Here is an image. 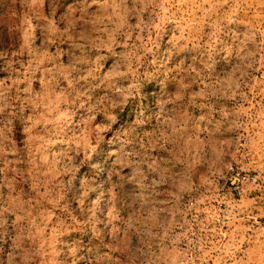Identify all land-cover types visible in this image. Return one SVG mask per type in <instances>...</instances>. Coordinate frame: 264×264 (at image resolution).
<instances>
[{"label": "clouds", "instance_id": "obj_1", "mask_svg": "<svg viewBox=\"0 0 264 264\" xmlns=\"http://www.w3.org/2000/svg\"><path fill=\"white\" fill-rule=\"evenodd\" d=\"M253 9L264 0H0V264H264V225L215 244L209 228L256 221L264 191Z\"/></svg>", "mask_w": 264, "mask_h": 264}, {"label": "rangeland", "instance_id": "obj_2", "mask_svg": "<svg viewBox=\"0 0 264 264\" xmlns=\"http://www.w3.org/2000/svg\"><path fill=\"white\" fill-rule=\"evenodd\" d=\"M66 2H70V0H66ZM199 2H200V0H197V3H199ZM209 6L210 5L205 4L204 9H207ZM187 11H191L194 15L199 16L202 14L203 10L198 8L196 6V4H193L190 9H187ZM217 11L219 12V11H221V9L219 7H217ZM245 11H247V10H245ZM14 15L19 16L22 19V14L19 11H16L14 13ZM252 16L253 17H260L261 19H264V10L253 9ZM19 23H20V20H13V21H9L8 25L10 27H15ZM41 42L42 41H37V43H41ZM22 44H23V34L19 33V32L14 33L13 40L9 41V46H8L9 52L10 53L18 52L20 49V46ZM50 50L55 51V48L53 47ZM5 75H6V73L0 72V79H3ZM255 75H256L259 83L254 84L251 91H249V99H252L253 103H264V96L255 95L256 92L264 91V70L256 73ZM244 106L248 107L247 104H245ZM249 132H251L253 137H255V135H256L255 128H250ZM242 143H243V141H242ZM256 174L257 173H255V172L251 173L252 176H255ZM230 175H236V173L233 172V173H230ZM240 175L243 176L244 174L240 173ZM220 183L224 185V189L221 193L222 195L227 193L229 190H232L231 191L232 198L234 200H237V201H239L241 199V196H240L239 192L235 190L236 186L233 184L231 179H229L226 184L224 181H221ZM258 183H259V181H258ZM28 190H30V189H28ZM261 197H264V191H260V190H256V191L252 192L248 197L250 200L256 201V207L252 208L251 213H250L251 216L256 217V221L249 220V221L244 222L243 225H241L240 223H237V224L232 226L231 230H230V227L227 223H225L224 225L210 224L209 225L210 229H214V230L218 229V234L213 237L212 243L213 244L217 243V240L219 239L220 236H223L225 242H227V240L231 238L232 232H234L237 228H239L241 226L251 229L253 227V225L257 222L259 225H264V215H261V209H264V200L260 199ZM220 207L222 210L225 208L224 205H221ZM198 218L202 221L207 219L206 215L203 213H201ZM249 235H251V232H249ZM107 243H110V241H108ZM254 247H255V244H253V248ZM105 251H107V249ZM209 254L214 255L210 252V250H209ZM117 259H119L118 255H117ZM197 264H199V261H197ZM206 264H217V261L214 258H210L206 261Z\"/></svg>", "mask_w": 264, "mask_h": 264}]
</instances>
